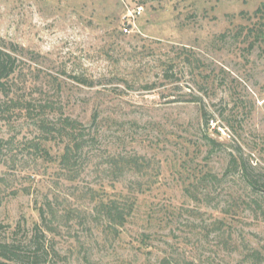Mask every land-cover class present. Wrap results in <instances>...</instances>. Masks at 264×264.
<instances>
[{"label": "rangeland", "instance_id": "obj_1", "mask_svg": "<svg viewBox=\"0 0 264 264\" xmlns=\"http://www.w3.org/2000/svg\"><path fill=\"white\" fill-rule=\"evenodd\" d=\"M263 2L0 0V37L39 54L29 97L50 99L83 124L97 114L100 148L70 183L54 160L60 143L38 141L51 162L26 145L37 134L30 119L0 120V140H9L0 151V240L27 242L38 209L53 201L59 225L47 229L41 264H161L171 251L170 264H252L242 260L247 245L264 256V197L262 208L247 205L237 176L198 193L190 186L204 173L221 175L239 147L264 172V39L251 49L237 34L257 22ZM121 148L151 164L112 176L105 160ZM110 178L104 194L136 200L121 226L94 212ZM215 218L224 233L207 235Z\"/></svg>", "mask_w": 264, "mask_h": 264}, {"label": "trees", "instance_id": "obj_2", "mask_svg": "<svg viewBox=\"0 0 264 264\" xmlns=\"http://www.w3.org/2000/svg\"><path fill=\"white\" fill-rule=\"evenodd\" d=\"M253 15L258 18L254 24L246 26H238L237 34L243 35V38H250L248 47L253 49L258 46V43L264 39V2L254 10ZM224 35V34H222ZM39 54L34 51L26 50L23 46L14 42H5L0 37V120L10 121L14 116L25 117L31 120L35 130L37 131L31 141H27L28 147H35L36 154L39 152L50 156L52 162L53 157L50 152L41 147V142L60 143L62 149L60 154L54 159L59 167L61 175L65 176V180L73 183L80 180L85 173H88L90 162L93 157H96L99 151L97 145V137L99 129L96 123L97 114H93L89 124H83L77 118L59 111L57 106L50 100L45 99L40 101L38 99L29 97L31 93L27 94L26 82L31 79V76L39 69L38 65ZM26 59V60H24ZM82 83H87L86 78H79L73 76ZM208 120L205 117V123ZM208 145L211 147L218 146L217 140L208 138ZM9 143V140H0V151ZM221 144V143H220ZM213 149V148H211ZM242 149L239 147L237 154L230 152L228 154L227 165L221 175L207 172L199 177L198 183L192 184L191 189L198 193L200 189H206L208 185L214 186L218 181H226L228 177L237 176L242 180L249 189L247 200H242L247 205H254L257 208H262L261 199L264 197V172H260L256 164H252L249 158L243 157ZM108 160H105L106 165H110L108 173L119 178L127 171L142 173L151 161L148 160L144 154L134 153L127 149H118L117 152H109ZM208 180V181H206ZM108 186H113L112 178L110 183H106L103 194L97 195L92 188L87 187V190L92 192V198L95 199L96 205L94 212L96 216L106 218L108 223L112 225H123L127 218L130 217L134 210L136 200L126 196V201L116 198H110L108 194H104ZM191 190V191H192ZM188 193L190 188L187 187ZM193 193V192H192ZM192 195V194H191ZM192 199L199 202L200 199L195 195ZM57 205L52 201H48L46 206L38 209L39 223L33 227L32 234L29 240L25 243L20 240L6 239L0 240V264H12V262H25L27 264H41L46 260L48 251L45 240L48 231H56L59 225L56 224L58 211ZM61 215L67 217L73 210L64 206ZM224 214L230 213L228 209L223 210ZM44 226L43 229L41 226ZM210 226L208 233H216L222 235L224 233V226L226 225L221 218H215L208 224ZM52 233V232H50ZM56 233V232H55ZM222 239V238H221ZM143 239L142 241H145ZM224 242V239H223ZM228 241H225L226 243ZM49 248L54 251V243L52 240L47 242ZM230 244V243H229ZM231 245V244H230ZM234 244L229 248H234ZM28 248V252L25 250ZM173 251L169 256L162 257L161 264H170V258L173 256ZM263 254L253 247L247 245L244 253V261H249L252 264H260L263 260ZM187 264H194L193 261Z\"/></svg>", "mask_w": 264, "mask_h": 264}, {"label": "built area", "instance_id": "obj_3", "mask_svg": "<svg viewBox=\"0 0 264 264\" xmlns=\"http://www.w3.org/2000/svg\"><path fill=\"white\" fill-rule=\"evenodd\" d=\"M140 11H141V7L139 6L138 8H137V12L136 13H140Z\"/></svg>", "mask_w": 264, "mask_h": 264}]
</instances>
